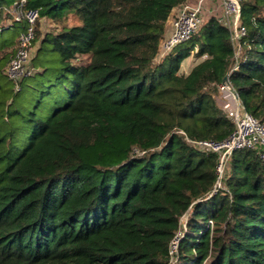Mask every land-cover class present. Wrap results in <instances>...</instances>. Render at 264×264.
Instances as JSON below:
<instances>
[{"label":"trees","instance_id":"trees-1","mask_svg":"<svg viewBox=\"0 0 264 264\" xmlns=\"http://www.w3.org/2000/svg\"><path fill=\"white\" fill-rule=\"evenodd\" d=\"M16 1L0 0V264H264L259 151L235 152L214 193L218 155L192 144L234 132L226 77L264 122V0H242L238 46L212 15L159 61L190 0H27L56 27L14 81Z\"/></svg>","mask_w":264,"mask_h":264},{"label":"built area","instance_id":"built-area-1","mask_svg":"<svg viewBox=\"0 0 264 264\" xmlns=\"http://www.w3.org/2000/svg\"><path fill=\"white\" fill-rule=\"evenodd\" d=\"M185 4L173 18L171 33L164 37L159 48L161 58L168 55L178 44L188 41L202 25L203 3ZM222 22L231 32L232 43L239 45L245 36L246 30L241 25L242 0H221ZM7 12L13 21L25 22L23 32L18 39L15 55L6 68L5 74L12 80L18 81L33 74L31 59L35 54V40L37 37V24L41 17L39 8H31L27 0H19L8 7ZM220 100L235 123L234 132L222 141H195L192 144L203 151L218 155V180L213 192L222 187V181L232 155L240 150H258L260 158L264 160V122L245 112L229 84L223 83L220 87ZM178 239L172 245L176 250Z\"/></svg>","mask_w":264,"mask_h":264},{"label":"rangeland","instance_id":"rangeland-1","mask_svg":"<svg viewBox=\"0 0 264 264\" xmlns=\"http://www.w3.org/2000/svg\"><path fill=\"white\" fill-rule=\"evenodd\" d=\"M196 1V0H194ZM199 1V0H198ZM194 4V3H193ZM196 4V3H195ZM11 6V5H10ZM8 9V7H7ZM222 2L221 0H205L203 3V14H202V21L206 22L210 16L212 15H218V16H222ZM223 12V11H222ZM68 24L69 25H73V24H79L80 22L74 19L73 16L68 18ZM11 21L13 22L12 18ZM11 21L7 20V23H11ZM39 29H38V41L35 44V47L37 49V46L39 44V40L42 38V36L48 32V31H52L54 29V27H56V24L52 21H50L47 18H41L40 23H39ZM36 51V50H35ZM220 96V95H219ZM217 97V102L219 104L220 107H222L223 109H225L223 107V103L220 100V97ZM53 106L52 104H50L47 108V113H46V117H48L49 115L52 114V110H53Z\"/></svg>","mask_w":264,"mask_h":264},{"label":"crops","instance_id":"crops-1","mask_svg":"<svg viewBox=\"0 0 264 264\" xmlns=\"http://www.w3.org/2000/svg\"><path fill=\"white\" fill-rule=\"evenodd\" d=\"M198 0L194 1V0H190V2H188L187 4H195L197 3ZM183 6V5H182ZM175 8L172 12V14L170 15V18L168 19L167 23H166V33H165V38L168 37L171 33V29H172V21L173 18L177 15V13L179 12V10L181 9V7ZM222 13V11H221ZM161 59V57L158 55L157 61H159ZM204 58H199L196 57L194 55H191L189 58H187L181 68V73L184 75H188L193 68L198 65L199 63H201L203 61Z\"/></svg>","mask_w":264,"mask_h":264},{"label":"water","instance_id":"water-1","mask_svg":"<svg viewBox=\"0 0 264 264\" xmlns=\"http://www.w3.org/2000/svg\"><path fill=\"white\" fill-rule=\"evenodd\" d=\"M224 83H225V84H229V79H228V77H226V78L224 79ZM232 92L236 95V97H237V99H238V96H237L236 91H235L234 89H232Z\"/></svg>","mask_w":264,"mask_h":264}]
</instances>
